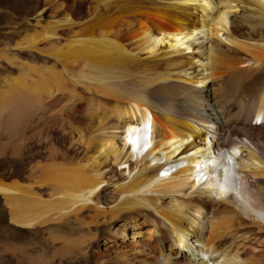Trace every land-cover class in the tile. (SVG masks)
Masks as SVG:
<instances>
[{
    "label": "bare ground",
    "instance_id": "obj_1",
    "mask_svg": "<svg viewBox=\"0 0 264 264\" xmlns=\"http://www.w3.org/2000/svg\"><path fill=\"white\" fill-rule=\"evenodd\" d=\"M256 117L264 0L0 6V264H264Z\"/></svg>",
    "mask_w": 264,
    "mask_h": 264
},
{
    "label": "rangeland",
    "instance_id": "obj_2",
    "mask_svg": "<svg viewBox=\"0 0 264 264\" xmlns=\"http://www.w3.org/2000/svg\"><path fill=\"white\" fill-rule=\"evenodd\" d=\"M14 0H0V6H10ZM27 18L32 20V16L28 15ZM0 243L8 244H21L27 247H40L42 245L41 236L29 235L18 237L13 233L12 225L9 221L8 211L3 202L0 200ZM9 258V255H6Z\"/></svg>",
    "mask_w": 264,
    "mask_h": 264
}]
</instances>
